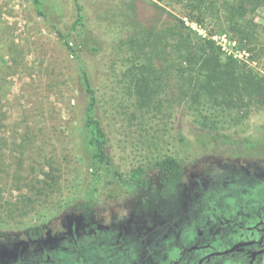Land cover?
Wrapping results in <instances>:
<instances>
[{
    "label": "rangeland",
    "instance_id": "1",
    "mask_svg": "<svg viewBox=\"0 0 264 264\" xmlns=\"http://www.w3.org/2000/svg\"><path fill=\"white\" fill-rule=\"evenodd\" d=\"M47 1L49 21L67 29L75 17L74 0ZM78 1L89 38L73 43L96 90L97 114L122 170L174 156L184 166L185 186L198 187L201 195L216 181L240 182L242 187L256 182V176L264 179V156L253 162L226 157V147L213 149L190 132L192 125L205 121L223 134L259 136L264 95L244 96L233 105L213 101L195 82L191 64L178 59L170 34L181 19L198 39L212 40L222 60L232 57L242 69L264 78V0L246 5L241 20L253 21L255 36L243 43L227 28L223 0H205L210 9L203 14L194 0ZM53 7L54 14L49 11ZM77 73L75 59L30 0H0V242L17 233L19 245L27 228L43 223L52 227L60 221L58 228H66L82 214L93 218L114 212L116 218L137 213L140 201L144 208L160 204L151 195L124 194L84 212L73 208L86 176L79 148L84 96ZM145 77L150 98L143 104L137 83ZM181 127L184 143L177 140ZM152 181L157 185L155 177ZM254 185L258 188L249 192L233 191L227 197L232 199L219 197V204L232 208L249 193L247 199L257 197L264 181ZM180 202L178 198L170 205L182 209Z\"/></svg>",
    "mask_w": 264,
    "mask_h": 264
},
{
    "label": "flooded vegetation",
    "instance_id": "2",
    "mask_svg": "<svg viewBox=\"0 0 264 264\" xmlns=\"http://www.w3.org/2000/svg\"><path fill=\"white\" fill-rule=\"evenodd\" d=\"M255 178L242 187L213 182L205 195L182 182L174 196L158 198L169 209L155 203L144 208L140 201L139 211L127 216L82 214L66 228H58L60 221L35 225L42 228H27L19 245L17 233L1 240L0 264H264V189L251 200L250 193L236 199L232 208L218 200L258 188L254 184L264 179ZM178 198L182 209L170 205Z\"/></svg>",
    "mask_w": 264,
    "mask_h": 264
},
{
    "label": "trees",
    "instance_id": "3",
    "mask_svg": "<svg viewBox=\"0 0 264 264\" xmlns=\"http://www.w3.org/2000/svg\"><path fill=\"white\" fill-rule=\"evenodd\" d=\"M36 15L46 20L50 29L64 46L68 54L75 59L80 90L83 93L82 119L79 126V148L86 168L83 192L73 207H89L100 200L119 197L124 194L151 195L162 200L174 196L184 179V166L174 156H166L154 161L139 164L128 170H122L116 163L110 151L109 139L103 122L97 114L98 97L92 84L86 66L82 62L75 39H88L87 17L83 5L74 0L75 17L67 29H61L57 24L49 21L47 0H30ZM201 14L207 12L205 0H194ZM254 0H223L225 18L228 29L237 35L238 43L249 42L255 36V28L251 19L242 23L247 14L248 3ZM48 4V5H47ZM219 12L216 2L210 3ZM51 11L54 14L55 7ZM207 9V10H206ZM256 6H253L254 10ZM52 14V15H53ZM165 35V33H163ZM174 39L175 52L178 59L187 61L190 69L195 73V80L199 88H203L210 98L219 103L233 105L245 97L251 98L254 94L264 95V78L258 77L249 70H244L232 57L224 61L220 57L218 47L209 39H198L181 19H176L170 31ZM201 78H200V77ZM201 80H200V79ZM145 79V80H144ZM137 83V91L141 94V103L150 98L145 84L146 77ZM220 96V97H219ZM219 99V100H218ZM264 128V126H263ZM190 132L198 137L202 144H209L213 149L226 147V157L248 158V162L264 156V129L259 136H237L220 133L216 125L208 126L205 121L199 125H192ZM177 140L185 142L182 127L178 129ZM154 173V174H153ZM155 177L157 185L152 181ZM42 227H29V230Z\"/></svg>",
    "mask_w": 264,
    "mask_h": 264
}]
</instances>
